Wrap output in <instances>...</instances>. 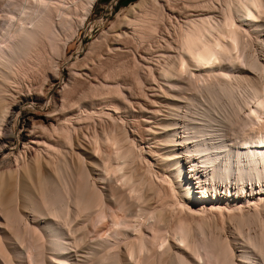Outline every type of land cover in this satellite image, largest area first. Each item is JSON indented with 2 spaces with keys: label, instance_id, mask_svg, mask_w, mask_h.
<instances>
[{
  "label": "bare ground",
  "instance_id": "bare-ground-1",
  "mask_svg": "<svg viewBox=\"0 0 264 264\" xmlns=\"http://www.w3.org/2000/svg\"><path fill=\"white\" fill-rule=\"evenodd\" d=\"M95 3L0 0V264H264V0H139L100 49L164 63L105 50L26 109Z\"/></svg>",
  "mask_w": 264,
  "mask_h": 264
},
{
  "label": "rangeland",
  "instance_id": "rangeland-1",
  "mask_svg": "<svg viewBox=\"0 0 264 264\" xmlns=\"http://www.w3.org/2000/svg\"><path fill=\"white\" fill-rule=\"evenodd\" d=\"M139 0H97V3H95L94 4V8L92 9V11H91V13L88 15V17L86 18V20H85V23H83L78 29H77V32L75 33L76 34V36H75V38L72 36L71 37V40L72 41H70L69 40V43H68V45H67V47H66V49H65V51H64V54H61V56H63V57H60V58H58L57 59V61L59 62V63H57L58 65H60V66H58V68L59 69H57V70H62L63 72H62V74L61 75H59L58 74V76L59 77H61V78H59L58 79V77H56L57 79H55V80H53V82L52 83H50L49 81H47V79H46V77L44 78L43 76H42V73H43V75H45V76H47V78L49 79V77L48 76H52V75H54V73H55V71H53V70H49V69H46V70H44V71H48V74L46 75V73L44 72V71H42L40 74V77H41V79H43L44 81H45V85H44V87L46 86V84H47V86L45 87V89L47 90V92H48V94H49V99H47V101L44 103H38L36 106H30V105H25V108L26 109H28V108H32V109H34L37 113L39 112V113H45V112H48L49 110V106H50V104H52V95H54V94H56V92L57 91H59L65 84H68L69 82V75H68V68L70 67V66H72L71 64H74L75 63V66L76 65H78V66H84L86 63L87 64H89V65H91L90 64V62H92L94 59H95V61L94 62H96V64L94 65H92V66H89V65H87V66H89V67H91V68H93L94 66H95V68L94 69H96L94 72L96 73V71H97V73L98 74H104L105 72H107V71H109L110 70V67L112 68L114 65H111V63L112 64H115V65H117V62H118V64H120V63H122V62H125V63H130L129 61H132L131 59H136V56L138 57V59L137 60H139L141 63H142V61L140 60V56H144L145 54L143 53V49H142V47H138V50L140 49V51H137V53H136V48H133V47H130V51H131V49H132V51L134 52V54H135V57H134V54H132V51L131 52H125V50L127 51L129 48L127 47V46H123L122 47V54H121V52H119L118 54H116V55H114L113 53L111 54V56L109 55H106V54H108V50H107V48H105V47H107V44L105 45V43H107L108 42V40H109V38H110V30L113 28V26H114V28L112 29V30H114L115 29V25H116V23L118 22V19L120 18V17H122L123 16V14L125 13V11H126V9L128 8V7H130V5H132V4H134V3H136V2H138ZM78 14V13H77ZM76 16V15H75ZM79 18L80 16L79 15H77L76 16V18ZM77 18V19H78ZM79 30V31H78ZM67 31V32H66ZM66 31H64V32H66V33H64L65 35V37H67L66 35H67V33H68V35H70V29L69 28H67V30ZM107 31V32H106ZM106 33V34H105ZM109 33V34H108ZM78 34V35H77ZM107 35H109V36H107ZM105 37H108V38H105ZM72 38H74V39H72ZM105 39V40H104ZM106 39H108L107 41H106ZM100 40H102V41H104V43L103 42H101ZM98 42L100 43V44H102V45H100V44H98ZM163 43V45H165V43L164 42H162ZM151 44H153V45H151V46H155L156 44L155 43H151ZM155 44V45H154ZM100 45V46H99ZM149 45V44H148ZM94 46V47H93ZM103 46H105L104 47V50H102L101 51V47L103 48ZM95 47L97 48V49H95ZM126 47H127V49H126ZM124 48V49H123ZM152 48V47H151ZM93 50V51H92ZM105 50H106V52L107 53H105L104 54V52H105ZM124 50V51H123ZM101 52V53H100ZM141 52V53H140ZM127 53V54H126ZM130 53V54H129ZM151 53V52H150ZM104 54V55H103ZM125 54V55H124ZM131 54L133 55V56H131ZM138 54H142V55H138ZM171 54H174V51L171 53ZM65 55V56H64ZM93 55V56H92ZM104 56L105 58L104 59H106V58H112V59H110L109 58V63H107V65L109 66V64L111 65L110 67H108L107 66V68H109V69H106V68H102L103 66V64H104V62L103 61H106V60H103L102 59V61L100 60V62L98 61L99 59H101L100 57L99 58H97L98 56ZM123 56V57H121V56ZM128 55V56H127ZM132 57L131 59H129L128 60V58H130V56ZM151 55H152V57H151ZM103 56H102V58H103ZM116 58H115V57ZM118 56V57H117ZM146 56V59L147 60H149V62L151 61L150 59H158V57L156 56V54H148V56L149 57H151V58H149L147 55H145ZM119 57H121V58H123V59H121V61L119 62ZM126 57V58H125ZM128 57V58H127ZM116 59H118V61L116 60ZM125 59V60H124ZM152 59V63L150 62V63H148V61L146 62L147 63V65L148 66H152V67H156V66H158L157 64H162V63H164V61L162 60V63H161V59L158 61L157 59L155 60H153ZM89 60H91L90 62H88ZM112 60H116V63L114 62V61H112ZM123 60V61H122ZM126 60H127V62H126ZM111 61V62H110ZM158 61V62H157ZM106 62H108V60L106 61ZM79 63V64H78ZM83 63V64H82ZM93 63V62H92ZM100 63H102V64H100ZM146 63L145 64H142V68L141 69H143L144 68V66L143 65H145V67L147 66L146 65ZM155 63H157V64H155ZM101 67H97L98 65ZM106 64V63H105ZM151 64V65H150ZM97 65V66H96ZM156 65V66H155ZM106 65H104V67H105ZM66 67H68V68H66ZM104 69L105 71H101V72H99V69ZM93 69V70H94ZM144 70H145V68H144ZM51 71V72H50ZM53 72V73H52ZM55 75H56V73H55ZM84 79V78H83ZM82 79V83L80 84H77L75 87L76 88H73V95L71 94V98H73L74 99V101L76 102V106H77V103H78V105H79V107H82L81 108V110L79 109V107H77V113L79 114V116H81V114L80 113H82V115L83 114H87L88 113V111H89V98H86L85 96V94L86 93H88V91H86L87 90V88H88V84H87V82L85 81V80H87V79H85V80H83ZM86 84H85V83ZM82 84H83V86H84V84H85V86H84V88H82L81 89V87H83L82 86ZM81 85V86H80ZM68 86L69 87H71L72 88V85H70V84H68ZM77 86H79V87H77ZM71 88H69V89H71ZM76 89H79L78 91L76 90ZM75 90V91H74ZM83 90V91H82ZM74 92H75V95H74ZM78 92V93H77ZM83 92H84V94H83ZM86 92V93H85ZM77 93V94H76ZM80 93H82V95L80 94ZM80 95V96H79ZM83 95H84V97H83ZM73 96V97H72ZM75 96V97H74ZM87 96H88V94H87ZM82 97L84 98V100H87V102L86 101H84V103H83V99H82ZM78 98V99H77ZM79 98H81V99H79ZM80 100H81V102H80ZM77 101H79V102H77ZM80 103V104H79ZM82 103V104H81ZM48 107V108H47ZM84 108H86V109H84ZM79 109V110H78ZM84 110V111H83ZM85 110H87V112L85 111ZM83 112H85V113H83ZM86 116V115H85ZM82 116V117H80L82 120H80V121H83V119L84 118H87L88 119V117L86 116ZM86 120V119H85ZM85 120L82 122V123H80V128H82V129H80V128H78V129H80V130H78L77 131V134H76V137H78V140L81 142L82 140L84 141V139H86L87 137H88V139H89V137H90V135H89V133L92 131V127H93V122L91 123V119L89 120V123H88V120H87V125H86V123H85ZM135 120H137V119H135ZM85 125V126H84ZM88 125H91L90 126V128H88V127H86V126H88ZM82 126V127H81ZM85 128V129H84ZM89 130V132H88V130ZM84 130L85 131V133L83 134V132L82 131ZM86 130H87V132H86ZM19 131V130H18ZM86 133H87V135H86ZM80 135H82V137H80ZM83 135H85V137L86 138H84L83 137ZM82 138V139H81ZM77 140V141H78ZM86 142H88L87 140H85ZM84 141V142H85ZM64 156L67 158V160H69V158H70V156H69V154H68V152H65L64 153ZM102 219H103V217H101ZM101 218H99L100 220H101ZM98 219V218H97ZM71 220H73L74 221V219H71ZM104 220V219H103ZM102 220V221H103ZM95 221V220H94ZM92 221L93 223H96L97 221L99 222V220H97V221ZM101 221V222H102ZM86 222V223H85ZM88 222H91V220H88ZM87 221H84L83 223H84V225H83V223L81 224L82 225V227L84 226L85 227V225H87L88 224V226H86V227H88V230L89 231H91V228L93 227V226H96L95 224L93 225V224H89ZM104 222V221H103ZM102 222V223H103ZM73 223V222H72ZM75 223V224H74ZM74 223L72 224V226L73 225H75V226H77V224H78V222H75L74 221ZM77 223V224H76ZM100 223V222H99ZM99 223H96V224H99ZM100 224V226L101 225H103V224ZM70 224H71V222H70ZM91 225H93V226H90ZM74 226V227H75ZM99 225H98V227H100ZM73 227V228H74ZM112 227V228H111ZM110 227V229L111 230H109V233L108 234H111L112 232V235L114 236V237H116L115 235H114V233H116L115 231H114V226H111ZM71 228V227H70ZM72 228V229H73ZM77 229H78V227H77ZM77 229H73L72 230V232L75 230H77ZM86 229V228H85ZM94 229H99V228H97V226H96V228L94 227L93 229H92V232L94 231ZM113 229V230H112ZM254 229V228H253ZM250 230V232L252 231V232H254V230ZM257 229V227L255 228V230ZM88 230H86L85 232H87ZM229 229L227 228V230H225L224 231V233L225 234H227V235H231L232 236V233H231V230H229ZM74 231V232H75ZM78 231V230H77ZM76 231V232H77ZM89 231L87 232V233H89ZM96 231V230H95ZM94 231V232H95ZM75 232V233H76ZM78 232H80V231H78ZM78 232H77V234H78ZM92 232H91V234L89 233V235L90 236H94L93 234H92ZM75 233H74V235H71L72 237L73 236H75ZM231 233V234H230ZM76 234V235H77ZM80 235H81V232L79 233ZM85 234V233H84ZM95 234V233H94ZM86 235H88V234H86ZM85 235V236H86ZM89 236V242L88 241H86L85 243L86 244H88V243H90L91 242V240L93 239L92 237H90ZM78 237V236H77ZM87 237V236H86ZM85 237V238H86ZM117 237H118V235H117ZM31 238L32 237H30L29 239L31 240ZM34 238V237H33ZM32 238V239H33ZM92 238V239H91ZM29 239H27L28 241H29ZM34 240V239H33ZM32 240V241H33ZM28 241H26V242H28ZM32 241H30V242H32ZM26 242L22 245V246H26ZM29 242V245L31 244ZM28 244V243H27ZM84 245V244H83ZM22 246H20V248L22 247ZM24 246V247H25ZM85 246V247H84ZM83 247V249L85 250V252H84V250L83 249H81L82 248V246H80L79 248H80V250H78V248H77V250L78 251H76V248H74L72 245H71V248H72V250H74L75 249V251L76 252H78V253H76L75 251H73V263L76 261V263L77 262H84V263H86L87 262V260H86V258H84V256H87L88 255V252L89 251H87L86 252V250H88V245H84ZM30 247H32V246H29V248ZM87 247V248H86ZM23 248V247H22ZM21 248V250L23 251V254L24 253H28V252H30V254L31 253H33V254H36V251H35V253H34V250L31 248V249H29V250H31V251H29V250H27L26 252H25V249H27L28 248V246L26 247V248H23L22 249ZM74 248V249H73ZM237 250L238 251H240L241 250V248H237ZM79 252H80V254H79ZM76 253V254H75ZM84 253H86V255H84ZM30 254H29V257L30 258H34L36 255H34L33 256V254H31V256H30ZM77 254H78V257H77ZM28 254H26V256H24V255H22V258H23V260H25L26 261V263H24V262H22V260H17L16 261V264H21V263H23V264H30L34 259H32V261H31V259L29 260L28 259V256H27ZM80 255H84V256H80ZM25 258H24V257ZM80 257V258H79ZM81 257L83 258L82 260H81ZM75 258V259H74ZM78 259H79V261H78ZM84 259H85V261H84ZM88 259V258H87ZM29 260V261H28ZM81 260V261H80ZM31 261V262H30ZM81 262V263H82ZM33 263H35V260L33 261ZM33 263H31V264H33Z\"/></svg>",
  "mask_w": 264,
  "mask_h": 264
}]
</instances>
